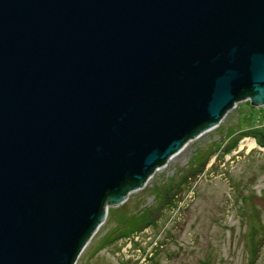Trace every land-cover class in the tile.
<instances>
[{
	"label": "water",
	"instance_id": "water-1",
	"mask_svg": "<svg viewBox=\"0 0 264 264\" xmlns=\"http://www.w3.org/2000/svg\"><path fill=\"white\" fill-rule=\"evenodd\" d=\"M243 101L264 105V0H0V264H75Z\"/></svg>",
	"mask_w": 264,
	"mask_h": 264
},
{
	"label": "rangeland",
	"instance_id": "rangeland-1",
	"mask_svg": "<svg viewBox=\"0 0 264 264\" xmlns=\"http://www.w3.org/2000/svg\"><path fill=\"white\" fill-rule=\"evenodd\" d=\"M259 138L264 143V105L237 103L109 207L75 264H264ZM164 188H171L166 202L158 197ZM142 213L141 226L122 223Z\"/></svg>",
	"mask_w": 264,
	"mask_h": 264
},
{
	"label": "trees",
	"instance_id": "trees-1",
	"mask_svg": "<svg viewBox=\"0 0 264 264\" xmlns=\"http://www.w3.org/2000/svg\"><path fill=\"white\" fill-rule=\"evenodd\" d=\"M260 132H261V130H260ZM257 133H259V132H257ZM257 133H254L255 134V136L256 135H258ZM262 133V132H261ZM253 134V135H254ZM245 135V134H244ZM254 138H256V137H254ZM258 138V137H257ZM258 144H261L262 146H264V143H262V141L260 140V138H259V140H258ZM182 183V181L178 184V185H183V184H181ZM174 185V184H173ZM173 185L171 186V187H173ZM171 190V188H164L163 190H161L159 193H158V197H160V198H162V201H164V202H166V199H167V197H168V194H169V192L168 191H170ZM174 195V194H173ZM168 202V201H167ZM145 214H141V215H139V216H136V217H133V218H129L128 220H125L124 222H122V223H128V224H132L133 226H136L135 228H137V227H139V226H141L145 221H147V219L145 218V216H144ZM122 221H123V219H122ZM132 232V231H131ZM126 235H128V234H126Z\"/></svg>",
	"mask_w": 264,
	"mask_h": 264
},
{
	"label": "bare ground",
	"instance_id": "bare-ground-1",
	"mask_svg": "<svg viewBox=\"0 0 264 264\" xmlns=\"http://www.w3.org/2000/svg\"><path fill=\"white\" fill-rule=\"evenodd\" d=\"M256 146H255V143L254 142H252V144L250 145V148L251 149H254ZM182 151H184L183 149L179 152V153H181ZM178 155V154H177Z\"/></svg>",
	"mask_w": 264,
	"mask_h": 264
}]
</instances>
